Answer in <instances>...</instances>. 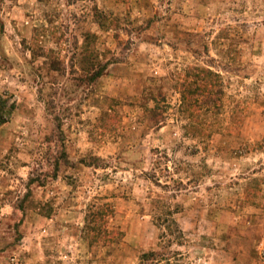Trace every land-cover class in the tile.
Masks as SVG:
<instances>
[{"label": "rangeland", "instance_id": "obj_1", "mask_svg": "<svg viewBox=\"0 0 264 264\" xmlns=\"http://www.w3.org/2000/svg\"><path fill=\"white\" fill-rule=\"evenodd\" d=\"M0 93V264H264V0H0Z\"/></svg>", "mask_w": 264, "mask_h": 264}, {"label": "trees", "instance_id": "obj_2", "mask_svg": "<svg viewBox=\"0 0 264 264\" xmlns=\"http://www.w3.org/2000/svg\"><path fill=\"white\" fill-rule=\"evenodd\" d=\"M194 71V80H186L181 84V99L184 110L189 118H194L196 107H206L207 111L216 114L219 111V101L222 94L221 78L219 74L206 68H191ZM12 96L0 93V127L9 122L16 109V104L12 102ZM195 129V128H194ZM113 215L112 205L103 203L99 207L95 202L89 205L88 214L85 216V223L89 233L98 231L97 224H105ZM104 227V226H103ZM105 242L110 243L116 239V234L112 231L104 230ZM92 239L95 237H91ZM148 255V254H146ZM150 257L154 256L151 252Z\"/></svg>", "mask_w": 264, "mask_h": 264}]
</instances>
